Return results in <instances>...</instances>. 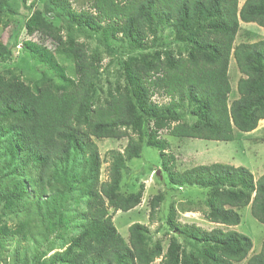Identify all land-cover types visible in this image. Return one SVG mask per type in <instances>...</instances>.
I'll return each mask as SVG.
<instances>
[{
	"label": "trees",
	"instance_id": "obj_1",
	"mask_svg": "<svg viewBox=\"0 0 264 264\" xmlns=\"http://www.w3.org/2000/svg\"><path fill=\"white\" fill-rule=\"evenodd\" d=\"M11 1L0 0V22L16 13ZM33 7L31 2L26 32L38 31L63 45L73 58L75 78L67 76L48 47L31 40L23 47L59 82L42 76L29 85L18 74L0 73V201L7 209L36 198V211L51 228L66 227L74 191L81 187L84 196L77 235L44 264H154L157 259L156 264H264V240L248 257L249 236L182 224L172 206L165 252L162 240H153L140 222L129 225L126 242L109 214V208L128 211L140 204L143 184L123 193L120 181L126 162L140 157L145 143L159 151L172 186L206 189L208 221L235 226L239 210L249 205L264 224V174L255 179L249 168L224 162L175 171L173 155L164 151L169 142L159 135L166 129L175 137L231 141L234 129L249 132L264 119V39L233 45L240 21L264 29V0H244L240 6L238 0H91L90 9L80 11L68 0H45L43 9ZM45 13L65 17L70 33L72 25L95 36L118 63L119 79L104 97L98 96L104 71L98 47L69 32L64 39ZM164 29L172 31L170 40L162 37ZM117 37L133 54L116 55L112 38ZM231 56L241 75L238 97L229 103ZM11 57V48L0 42V62ZM155 95L168 101L158 103ZM186 113L193 121L184 119ZM125 136L123 152H108V179L99 181L101 161L93 138ZM164 199L163 192L150 199V219ZM5 213L0 211V220ZM2 231L6 235L8 229Z\"/></svg>",
	"mask_w": 264,
	"mask_h": 264
},
{
	"label": "rangeland",
	"instance_id": "obj_2",
	"mask_svg": "<svg viewBox=\"0 0 264 264\" xmlns=\"http://www.w3.org/2000/svg\"><path fill=\"white\" fill-rule=\"evenodd\" d=\"M244 0H238L239 6ZM34 3L31 9H43L45 0H25L22 4L19 0H12V7L15 14L3 17L0 22V42L9 46L12 50L11 60L0 62V73L18 74L22 80L33 85L42 76L51 77L55 82H59L53 70L46 64L32 58L29 52L23 47L24 42L31 40L48 47L54 54L59 64L63 66L67 76L75 78L73 58L63 45L57 40L43 35L36 31L33 34L26 32L24 23L29 15L28 6ZM71 9L80 11L90 9L91 0H68ZM46 18L51 20L57 28L59 34L65 39L68 29V21L65 17H55L45 13ZM71 27V33L75 39L86 41L91 48L100 51L103 64V75L99 83L98 96L104 97L108 87L113 86L117 78L118 63L113 56L107 54L98 45L95 36H90ZM172 31L164 29L162 37L170 40ZM118 38V37H117ZM264 39V29L256 23L241 22L233 45L239 43H252ZM116 55L125 57L133 54L125 42L112 38ZM171 47H176L172 44ZM107 69V70H106ZM239 70L234 58L231 56L228 65V76L231 84V91L228 102L238 97L236 82L240 77ZM153 99L158 103L168 101L167 98L155 95ZM184 111V109H183ZM184 119L193 121L186 113ZM159 135L169 142V147L164 150L174 157L172 168L175 171L193 167L198 164H210L213 162H224L233 165H243L251 170L255 179L264 174V119L258 122L257 127L249 132L234 129V139L231 141L204 140L198 138L175 137L169 131L163 129ZM96 142L100 154L101 168L99 181L108 179V165L110 150L123 152L128 142V137L122 138H93ZM158 172V173H157ZM143 184V195L139 205L128 211H114L109 208V214L120 235L128 241V227L134 222H140L148 226L153 240H162L164 252L166 251L171 232L165 223L169 207H174L176 219L182 224H195L203 229L212 228L234 229L252 240L253 246L249 255L257 253L264 240V224L257 221L250 212V206H245L239 210L240 222L235 226H225L219 223L208 221L203 211L206 209L205 198L207 196L205 188L195 186H183L176 189L169 182L166 170L161 164L159 151L144 143L143 152L140 157L132 158L126 162L122 171L120 190L123 193L133 192ZM81 187L73 192L72 200L68 204L66 212V227L55 225L51 228L46 226L47 221L42 219L34 206L36 198L25 200L7 209L3 208L0 201V211H6L0 220V264H44V262L54 253L62 252L70 241L77 235L79 228L75 224L82 220L80 214L84 209V196L80 195ZM165 194V199L159 203L155 216L149 218V201L160 193ZM77 198V200H74ZM193 209L194 211H186ZM46 223V224H45ZM8 229L7 234H3V228ZM159 261L157 259L154 264ZM243 261L240 264H244Z\"/></svg>",
	"mask_w": 264,
	"mask_h": 264
},
{
	"label": "water",
	"instance_id": "obj_3",
	"mask_svg": "<svg viewBox=\"0 0 264 264\" xmlns=\"http://www.w3.org/2000/svg\"><path fill=\"white\" fill-rule=\"evenodd\" d=\"M158 173V172H157Z\"/></svg>",
	"mask_w": 264,
	"mask_h": 264
}]
</instances>
